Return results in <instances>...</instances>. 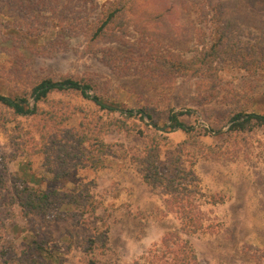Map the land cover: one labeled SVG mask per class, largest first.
<instances>
[{
    "label": "rangeland",
    "instance_id": "1",
    "mask_svg": "<svg viewBox=\"0 0 264 264\" xmlns=\"http://www.w3.org/2000/svg\"><path fill=\"white\" fill-rule=\"evenodd\" d=\"M111 2L95 0L98 10ZM133 4L127 6L129 16L147 19L152 37L164 49L186 59L199 49L198 13L186 9L182 0H133ZM247 4L243 0L235 13L247 24L245 34H250V23L264 27V4L254 9ZM6 27V21L1 23L0 33ZM131 32L122 39L139 45V35L133 32L132 38ZM62 42L65 45L50 55L20 48V66L13 73L14 59L1 52L10 43L0 44V94H21L41 76L69 75L90 84L107 103L149 113L151 124L147 127L135 116L129 119L131 125L135 123L133 131L114 126L107 132L101 130L107 145L103 166H76L52 181L51 165L39 150L42 141L33 127L34 118L14 115L0 105V208L18 226L11 234L13 242L22 248L33 239L43 241L38 264H89V260L135 264L172 231L191 244L202 264H255L254 251L264 249V125L252 124L244 131H230L229 127L237 113L264 115V67L247 71L221 66L215 76H179L159 82L126 70L124 60L135 57V45L106 38L87 50L80 37H64ZM48 98L51 109L61 115L74 112L66 127L80 121L96 124L97 118L106 123L120 116L117 111L100 109L76 91H55ZM39 105L49 109L45 103ZM171 110L182 113L179 119L185 125L205 128L207 134L192 143L180 130L154 131L152 123L165 127ZM155 135L160 163H178L183 175L191 171L195 175L177 181V191L172 194L182 200L184 209L166 203L171 194L160 185L152 188L139 173L136 158L152 145ZM34 142L40 145L34 148ZM23 169L40 179V183L28 182L29 186L57 190L61 202L43 214H24L15 195ZM86 194L96 206L93 215L84 212L82 205L72 204ZM96 233L105 235L106 247L90 251L88 239Z\"/></svg>",
    "mask_w": 264,
    "mask_h": 264
},
{
    "label": "trees",
    "instance_id": "2",
    "mask_svg": "<svg viewBox=\"0 0 264 264\" xmlns=\"http://www.w3.org/2000/svg\"><path fill=\"white\" fill-rule=\"evenodd\" d=\"M248 2L250 5L247 6L253 9L264 4V0ZM242 3L243 0H182V5L186 9L198 13L197 21L198 25H201L198 29L201 31L198 39L200 47L195 49L192 57L186 59L180 53L167 51L159 40L152 37L147 19L138 21L129 16L127 6L134 7L133 0H112L104 10H98L95 0H0V24L4 21L8 23L7 29L0 33V39L3 40L0 44L10 43L9 47L3 45L1 52L14 59L15 67L11 71L13 73L20 66L17 63L22 55L20 48H27L37 55H50L65 45L62 42L64 37L82 38L86 41L87 50L96 47L102 40L111 38L113 41L136 46L135 57L127 56L124 60L127 71L134 70L140 75L146 74L159 82L176 79L179 76L189 78L215 76L221 66L254 71L264 67V27L250 23V34H245L247 24L235 13L237 5ZM92 6L95 8L94 14L90 13ZM260 7L258 9H261ZM130 12L134 13V10L130 9ZM50 25H53L51 30ZM130 31L139 35L140 39L136 40H139V45L137 42L129 43L122 39V35ZM133 32L132 38L135 37ZM44 38L45 42H42ZM114 60L112 59L113 62ZM29 85V89L21 94H0V105L11 109L14 115L34 118L33 127L42 141L39 150L44 153L46 162L51 165L49 170L52 181L64 176L68 170L76 166L101 168L107 149L101 138L102 131L107 132L112 126L122 131H133L135 123L131 125L129 119L135 116H138L145 126L151 124L149 113L138 110L135 112L133 109L122 110L111 102L107 103L93 91L90 84L73 76L61 75L58 78L41 76L31 81ZM55 91H76L100 109L117 111L120 116L106 123L97 118L96 124L93 121H80L74 126L66 127V122L74 112L61 115L57 110L51 109L53 104L48 100V96ZM40 103H45L49 109L40 107ZM181 114L171 110L165 127L159 128L152 123L154 131L180 130L186 134L187 142L191 140L192 143H195L198 137L207 134L208 130L205 128L196 130L195 126L185 125L179 119ZM230 121L232 122L230 131H244L251 128L252 124L264 125V115L237 113ZM137 131L140 136L143 135L141 130ZM156 139L157 136H153L152 145L145 148L147 150L143 155L134 158L140 162L139 173L143 180L152 188L162 186L172 196L177 191V181L188 180L187 174L193 178L195 175L192 171L183 175L178 163H160L156 153ZM39 145L34 142V148ZM52 163H57V166H52ZM28 182L40 183V179H36L23 169L22 179L15 186V195L24 214H43L53 204L61 202V194L57 190H43L29 186ZM2 185L3 179L0 176V192L3 189ZM79 196L81 198L74 199L76 203L72 204L78 207L82 205L84 212L93 215L96 206L87 200L88 194ZM171 196L170 199H166V203L185 208L182 200ZM16 230L18 226L12 223L10 217L0 208V264L40 263L45 243L33 239L21 248L11 237ZM88 243L90 251L105 248L106 237L102 233H96L88 239ZM252 256L255 264H264V249L254 251ZM89 264L96 263L89 260ZM135 264L202 263L188 241L169 231L163 236L159 246L145 251Z\"/></svg>",
    "mask_w": 264,
    "mask_h": 264
}]
</instances>
